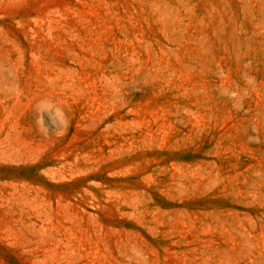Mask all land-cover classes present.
<instances>
[{"label": "rangeland", "instance_id": "rangeland-1", "mask_svg": "<svg viewBox=\"0 0 264 264\" xmlns=\"http://www.w3.org/2000/svg\"><path fill=\"white\" fill-rule=\"evenodd\" d=\"M0 264H264V0H0Z\"/></svg>", "mask_w": 264, "mask_h": 264}]
</instances>
